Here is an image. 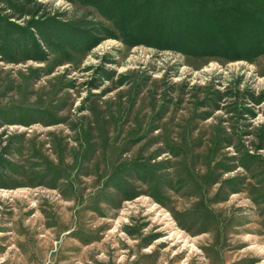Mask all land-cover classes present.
Returning <instances> with one entry per match:
<instances>
[{
    "label": "rangeland",
    "instance_id": "1",
    "mask_svg": "<svg viewBox=\"0 0 264 264\" xmlns=\"http://www.w3.org/2000/svg\"><path fill=\"white\" fill-rule=\"evenodd\" d=\"M101 37L0 55V264H264V55Z\"/></svg>",
    "mask_w": 264,
    "mask_h": 264
},
{
    "label": "trees",
    "instance_id": "2",
    "mask_svg": "<svg viewBox=\"0 0 264 264\" xmlns=\"http://www.w3.org/2000/svg\"><path fill=\"white\" fill-rule=\"evenodd\" d=\"M68 1L91 9L83 16L61 17L64 12L42 15L44 3L37 0H0V55L8 61L44 60L46 46L70 56L68 50H84L103 35L128 47L148 45L205 60L250 61L264 55V0ZM95 14L102 21H93ZM6 162L0 153V165ZM143 169L136 164L130 170ZM122 178L108 181L121 197L133 198Z\"/></svg>",
    "mask_w": 264,
    "mask_h": 264
}]
</instances>
